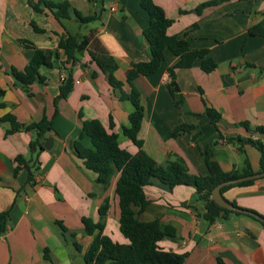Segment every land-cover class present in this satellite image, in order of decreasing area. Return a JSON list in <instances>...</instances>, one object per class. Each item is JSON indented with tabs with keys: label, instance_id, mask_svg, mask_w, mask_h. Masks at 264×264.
Wrapping results in <instances>:
<instances>
[{
	"label": "crops",
	"instance_id": "0c3cea01",
	"mask_svg": "<svg viewBox=\"0 0 264 264\" xmlns=\"http://www.w3.org/2000/svg\"><path fill=\"white\" fill-rule=\"evenodd\" d=\"M69 1L83 16H96L91 22L95 24H81L73 13L61 24L47 11L35 12L28 0H0V118L12 114L26 126L54 118L53 130L45 133L42 147L34 148L36 131L7 134L10 124H0V213L10 212L8 231L0 235V264H85L84 254L94 236L84 232L83 218L102 222L103 234L113 242H128L119 228L116 178L107 188L99 184L98 175L76 156L70 142L80 140L84 120H99L106 129L112 120L121 148L131 154L139 151L123 132L130 126L133 105L110 85L84 47L83 38L94 35L101 42L118 65L117 78L125 81L133 63L151 60L144 36L149 16L141 0H79L82 7ZM211 1L154 0L173 21L168 34L185 39L194 50H208L217 64L206 73L198 59L191 68L175 71L179 90L195 115L191 123L200 129L224 172L242 171L247 160L254 174L261 173V154L249 140L264 144V135L253 131L264 129V37L248 31L264 22V0H228L196 11ZM32 21L44 32L36 33ZM66 31L79 37L78 61L65 64L59 51L51 69H40L44 82L23 88L12 70L27 67L34 47L55 51ZM178 61L166 50L155 74L135 80L144 107L137 138L143 142L142 150L158 164L178 156L191 173L207 176L192 135L171 136L185 121L167 86L171 81L168 70ZM66 80L72 90L67 98L58 99ZM207 107L221 114L217 127L205 115ZM48 133L53 145L45 149ZM80 142L92 147L88 137ZM19 157L23 163L17 162ZM145 192L148 204L139 219H160L175 227L178 239L166 238L159 245L186 255L184 264H264V228L249 215L234 213L211 224L203 219L204 202L193 187L171 189L157 183ZM223 196L264 218V177L228 189ZM106 200L109 208L101 216Z\"/></svg>",
	"mask_w": 264,
	"mask_h": 264
},
{
	"label": "trees",
	"instance_id": "16d2710c",
	"mask_svg": "<svg viewBox=\"0 0 264 264\" xmlns=\"http://www.w3.org/2000/svg\"><path fill=\"white\" fill-rule=\"evenodd\" d=\"M225 1L228 0L206 2L200 5L196 11L200 13L207 7L217 6ZM28 4L37 13L47 11L61 24L64 20L70 19L72 13L81 24H89L97 19L96 16H83L73 8L69 0L58 3L51 0H28ZM141 7L149 16V25L144 30V36L149 45L151 60L133 63L131 69L125 75V81L117 78L118 65L101 42L94 38V35L83 38L84 47H86L99 70L106 75L110 85L121 93L120 97L122 99L129 100L133 105L134 110L129 116L130 126L124 128L123 132L139 148L136 154H131L121 148L118 143V134L113 131L114 123L112 120L109 129H106L99 120L83 121L80 140L85 137L90 138L91 148L85 147L80 140L70 142L76 156L84 161L89 170L98 175L97 182L99 184L107 188L116 178L114 191L120 209L119 228L123 237L128 241L124 244L113 242L111 238L103 234L104 224L102 222L94 223L92 219L83 218L84 232L87 235L94 236L90 247L84 254L85 264H184L186 255L165 251L159 245L166 238L177 240L176 228L163 223L160 219L149 222H143L139 219L140 214L148 204L146 188L157 183L167 185L171 189L177 186L195 188L198 198L204 202L203 219L213 224L226 219L230 214H240L217 205L212 199L213 189L222 182L254 174L247 160L245 162L246 167L242 171L224 172L219 167L202 132L191 123L195 115L189 110L176 83V69L191 68L198 59L202 61V69L206 73H210L217 68V64L209 57L208 50H194L185 39L169 35L168 30L173 21L166 16L163 9L154 0H141ZM31 26L36 33L44 32L33 21ZM248 34L264 37V22L251 28ZM22 43L33 47V44L27 41ZM79 49L78 35L66 31L60 35V41L55 51L34 47V55L27 67L22 71L13 69L11 73L15 80L26 89L34 83L44 82L45 78L40 74V69L42 67L51 69L59 56V51L63 52L65 64L74 65L78 61L76 54ZM166 50H170L179 58L177 64L168 70L171 81L167 86L177 110L185 119L184 123L177 127L171 136L176 138L185 132L192 135V140L198 146L202 160L208 169L207 176L191 173L185 160L178 156L165 164H158L142 150L143 142L137 138L144 118V107L134 82L140 75L155 74L164 60ZM95 76V74H92V77ZM126 85L127 90L124 89ZM71 90L72 84L70 80H66L60 88L58 99L67 98ZM205 115L217 127L221 120V114L215 109L207 107ZM53 120L54 118L50 121L44 118L40 123L26 126L19 123L14 115L7 114L0 118V124H10L7 134L22 130L36 131L37 139L32 143L34 148L36 146L42 147L45 133L48 129L53 130ZM253 131L264 135L263 128H256ZM249 142L259 150L261 154L260 172H264V144L259 140H249ZM17 162L23 163L24 160L19 157ZM29 169L31 168L29 167ZM32 174L30 172L29 180H32ZM254 181L249 180L226 186L222 189V194L236 186L251 185ZM230 203L236 206L235 203ZM108 208L109 202L106 200L100 208L101 216ZM250 217L256 220L254 217ZM256 221L264 228L262 222ZM9 224L10 212L0 213V235H4L8 231ZM77 248L80 250L79 246Z\"/></svg>",
	"mask_w": 264,
	"mask_h": 264
},
{
	"label": "water",
	"instance_id": "95a60500",
	"mask_svg": "<svg viewBox=\"0 0 264 264\" xmlns=\"http://www.w3.org/2000/svg\"><path fill=\"white\" fill-rule=\"evenodd\" d=\"M47 131L50 132V129H48ZM46 138L47 139H46L43 147L45 149H49L53 145V138L49 136V133L46 134ZM262 177H264V172L257 173V174H252V175L241 177V178H238V179H235V180H231V181L222 182V183L218 184L213 189L212 199L220 207H222L224 209H227V210H230V211H233V212H238V213L247 214L249 216H252L256 220L262 222L263 225H264V218L263 217L259 216L258 214H255L253 212H249V211H246V210H243L241 208H238V207L234 206L228 200H226L224 198L223 194H222V189L224 187H226V186H230V185H233V184H238V183L249 181V180H256V179H259V178H262Z\"/></svg>",
	"mask_w": 264,
	"mask_h": 264
},
{
	"label": "rangeland",
	"instance_id": "374dc122",
	"mask_svg": "<svg viewBox=\"0 0 264 264\" xmlns=\"http://www.w3.org/2000/svg\"><path fill=\"white\" fill-rule=\"evenodd\" d=\"M54 1H56V2H61V0H54ZM75 5H76V7H82V4L80 3L79 0H75ZM93 24H95V23H90V24H87V25H88V26H91V25H93Z\"/></svg>",
	"mask_w": 264,
	"mask_h": 264
},
{
	"label": "built area",
	"instance_id": "2783aa9c",
	"mask_svg": "<svg viewBox=\"0 0 264 264\" xmlns=\"http://www.w3.org/2000/svg\"><path fill=\"white\" fill-rule=\"evenodd\" d=\"M61 79L64 80V77H62Z\"/></svg>",
	"mask_w": 264,
	"mask_h": 264
}]
</instances>
